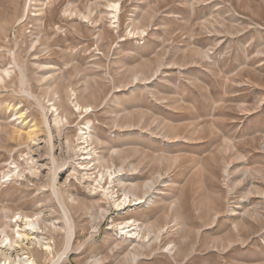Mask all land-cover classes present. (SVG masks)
Returning <instances> with one entry per match:
<instances>
[{
    "label": "rangeland",
    "instance_id": "1",
    "mask_svg": "<svg viewBox=\"0 0 264 264\" xmlns=\"http://www.w3.org/2000/svg\"><path fill=\"white\" fill-rule=\"evenodd\" d=\"M27 2L0 0V264L70 233L59 264H264V0Z\"/></svg>",
    "mask_w": 264,
    "mask_h": 264
},
{
    "label": "bare ground",
    "instance_id": "2",
    "mask_svg": "<svg viewBox=\"0 0 264 264\" xmlns=\"http://www.w3.org/2000/svg\"><path fill=\"white\" fill-rule=\"evenodd\" d=\"M27 7L25 8V9H27L29 6H30V0H28V2H27ZM115 7V6H114ZM116 8V7H115ZM117 9V8H116ZM18 69H19V67H18ZM7 72V71H6ZM9 74V73H8ZM7 74V75H8ZM20 74H22V73H20ZM5 75H6V73H5ZM6 77H8V76H6ZM21 78H23V77H21ZM2 78H0V80H1ZM22 80V79H21ZM77 109L79 110V106L77 107ZM82 110V109H81ZM55 111H56V109H55ZM84 111L86 112V109H84ZM82 134H85V133H82ZM83 149V148H82ZM118 175V174H117ZM116 175V176H117ZM104 191H106V190H104ZM145 195H147V194H145ZM130 203V206H135V205H139L140 203H143V201H141V199H139V198H135V197H131V196H127V197H124L123 198V200H121V201H119L117 204H116V207H119V206H124L126 203ZM145 202V201H144ZM149 203V202H148ZM63 214L65 215V217H67L68 216V212H66L65 210H63ZM19 217V216H18ZM21 217V216H20ZM17 218V217H16ZM14 219V218H13ZM15 220V219H14ZM23 220H24V225H27V226H32L33 225V223H32V220L31 219H28L27 217L26 218H24L23 217ZM22 220V221H23ZM16 221H17V219H16ZM22 221H21V223H22ZM18 222V221H17ZM38 223V222H37ZM13 224H14V222H13ZM134 223H133V221H127L125 224H124V226H120L119 227V229L120 230H126V228H129V227H132V229L131 230H135L136 229V226L135 225H133ZM131 225H133V226H131ZM9 226V225H8ZM27 226H22V227H27ZM9 228V227H8ZM20 228V227H19ZM21 229V228H20ZM19 229V230H20ZM25 229V228H24ZM24 229H22V230H24ZM3 231H4V229H2ZM17 230V229H16ZM130 229L128 230V231H125V233L127 234L128 232H130L131 231ZM139 230V229H138ZM2 231V232H3ZM13 232V231H12ZM123 232V231H122ZM15 234V233H14ZM135 234V233H134ZM5 235V234H4ZM69 236V239H70V237H71V233L68 235ZM18 237V236H17ZM16 237V238H17ZM20 237V236H19ZM131 237V236H130ZM6 238V237H5ZM20 238H23V237H20ZM20 238H19V242H20ZM25 238V237H24ZM8 240H9V238H7ZM18 239V238H17ZM27 239H28V237H27ZM32 239V238H31ZM69 239H68V243H67V245H66V248L63 250V252L61 253V254H59L58 255V257H57V259L55 260V261H53V263L52 264H59V262L63 259V258H65V255L67 254V252H68V250H69ZM16 240V239H15ZM16 241H18V240H16ZM15 241V243L13 244L12 242H14V240L10 243V240H9V243L12 245V247H14L15 245H16V242ZM24 243V242H23ZM32 243V242H31ZM145 243V242H144ZM3 244H4V242H3ZM7 244V243H6ZM19 244V243H18ZM27 244V243H26ZM30 245V244H29ZM145 245V244H144ZM148 245V244H147ZM3 246V245H2ZM1 246V247H2ZM21 246V245H20ZM146 246V245H145ZM4 248H5V246H3ZM8 247V246H7ZM169 247V246H168ZM9 248H11V246L9 247ZM44 248V247H43ZM12 249V248H11ZM18 249V248H17ZM46 249H48L47 247H46ZM46 249H44V250H46ZM171 249V248H170ZM3 250V249H2ZM4 250H6V249H4ZM20 250V249H19ZM8 251H10V250H8ZM6 251H4V253H5ZM12 252V251H11ZM166 252H168V251H166ZM171 252V251H170ZM3 253V254H4ZM7 253V252H6ZM15 253V252H14ZM172 253V252H171ZM16 254V253H15ZM170 254V253H169ZM17 255H19L18 253H17ZM7 256V258H8V255H6ZM9 256H10V254H9ZM13 256H15L14 258H15V263L16 264H18L19 262L21 263V264H36L32 259H29L28 257H16V255H13ZM5 258V257H4ZM12 258V257H11ZM9 259V258H8ZM12 261H13V259H12ZM6 263V262H5ZM9 263H11V262H9ZM14 263V262H13ZM7 264V263H6ZM12 264V263H11Z\"/></svg>",
    "mask_w": 264,
    "mask_h": 264
},
{
    "label": "built area",
    "instance_id": "3",
    "mask_svg": "<svg viewBox=\"0 0 264 264\" xmlns=\"http://www.w3.org/2000/svg\"><path fill=\"white\" fill-rule=\"evenodd\" d=\"M136 206V205H135ZM132 207H134L133 205H132Z\"/></svg>",
    "mask_w": 264,
    "mask_h": 264
}]
</instances>
